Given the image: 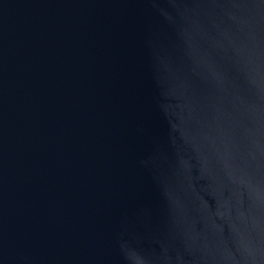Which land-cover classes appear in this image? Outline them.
<instances>
[{
    "label": "water",
    "instance_id": "95a60500",
    "mask_svg": "<svg viewBox=\"0 0 264 264\" xmlns=\"http://www.w3.org/2000/svg\"><path fill=\"white\" fill-rule=\"evenodd\" d=\"M0 264H264V0H0Z\"/></svg>",
    "mask_w": 264,
    "mask_h": 264
}]
</instances>
